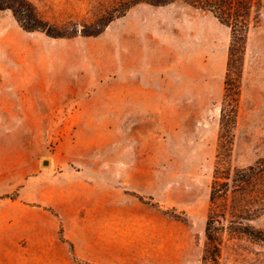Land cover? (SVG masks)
Returning <instances> with one entry per match:
<instances>
[{
	"label": "rangeland",
	"instance_id": "obj_1",
	"mask_svg": "<svg viewBox=\"0 0 264 264\" xmlns=\"http://www.w3.org/2000/svg\"><path fill=\"white\" fill-rule=\"evenodd\" d=\"M28 1L44 31L0 9V264H264V208L209 200L264 158V0L228 86L193 0Z\"/></svg>",
	"mask_w": 264,
	"mask_h": 264
},
{
	"label": "trees",
	"instance_id": "obj_2",
	"mask_svg": "<svg viewBox=\"0 0 264 264\" xmlns=\"http://www.w3.org/2000/svg\"><path fill=\"white\" fill-rule=\"evenodd\" d=\"M153 5H161L169 0H144ZM193 5L209 11L219 22L230 29V44L227 55V86L232 84L241 72L243 52L245 48L247 33L250 28V14L252 0H193ZM9 9L17 17L21 26L28 30L44 31L45 26L38 17L34 7L28 0H0V9ZM112 20V18H110ZM47 32V31H46ZM223 181L215 178L210 187L209 200L215 203L217 198H226L231 192L229 206L237 211L247 209L252 204L257 209L264 208V158L256 160L245 167L235 168L232 173L224 176ZM248 202L249 206L243 204ZM254 209V207H253ZM210 210L205 226V233L210 241L216 240L217 228L213 225L215 214ZM215 216V217H214ZM243 232L256 239H264L263 232L245 226ZM216 247V246H214Z\"/></svg>",
	"mask_w": 264,
	"mask_h": 264
},
{
	"label": "water",
	"instance_id": "obj_3",
	"mask_svg": "<svg viewBox=\"0 0 264 264\" xmlns=\"http://www.w3.org/2000/svg\"><path fill=\"white\" fill-rule=\"evenodd\" d=\"M42 163H45V160H43Z\"/></svg>",
	"mask_w": 264,
	"mask_h": 264
}]
</instances>
